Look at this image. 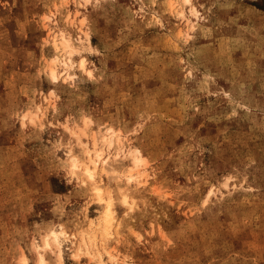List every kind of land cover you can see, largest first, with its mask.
<instances>
[{
  "label": "rangeland",
  "instance_id": "374dc122",
  "mask_svg": "<svg viewBox=\"0 0 264 264\" xmlns=\"http://www.w3.org/2000/svg\"><path fill=\"white\" fill-rule=\"evenodd\" d=\"M0 264H264V0H0Z\"/></svg>",
  "mask_w": 264,
  "mask_h": 264
},
{
  "label": "bare ground",
  "instance_id": "6f19581e",
  "mask_svg": "<svg viewBox=\"0 0 264 264\" xmlns=\"http://www.w3.org/2000/svg\"><path fill=\"white\" fill-rule=\"evenodd\" d=\"M67 41L68 40L66 39L65 42H64L66 44L65 46H67V43H68ZM62 63L67 65V61H65V60L62 61ZM54 70L51 69V74H52L53 77L55 75V73H54L55 71ZM99 142H101V145H99L97 147L98 141L96 140V137L93 138V145H92L93 146L92 147L93 150L92 149H87V155H89V159L88 160L86 159L87 160L86 163L84 161L83 162L81 161V162L77 163V161L75 159H73V162L71 161L72 162L71 163L72 167H78L79 165H82L83 166L82 171L84 170L85 174H87V176L90 177V178L94 177L95 168L100 163L102 164V168L105 169V171L106 170L109 171V169H107L104 166V164L106 163V159H105V157H102V156H103V149L106 148L107 145L110 146V144L112 143V139L111 138L108 139V137L106 135H102V137L99 140ZM90 153H93V154L90 155ZM74 161H76V162H74ZM141 161H142V157L139 156L138 154H134L133 166H130L129 168H127L125 170V173H124L125 179L128 182H130L133 179V177H134V175L132 173L134 167L138 166V164L141 163ZM95 174H96V172H95ZM93 179H95V178H93ZM94 189H96V191H97L96 193H99V190H100L99 185H96ZM123 195H124L123 196V201L126 204H129V201L127 200V196H128L127 190L123 191ZM98 199L101 200V197L99 196ZM98 219H99L98 222L95 224L96 229L99 230L104 236L105 235H110V226H111V222H112L113 217H112V212H111V209H110V200L109 199L106 200V205H105L104 209L102 210V212H101V214H100ZM85 231H86V229H85ZM65 235H66L65 231L53 229V230H51V232L49 234H47L44 237L43 244L44 245H48L50 240H51L53 243L56 244V246L58 247L59 255H61V253H62L61 246H62V243H63L65 237H66ZM95 235H96L95 233H90V231L81 233V236H80V240L81 241L80 242H81L82 245L85 246V249H87V252H88V246H89L88 242L94 240L95 237H96ZM81 244L79 245V247L77 249L78 251H81L82 248H83L81 246ZM40 260H42V259H40Z\"/></svg>",
  "mask_w": 264,
  "mask_h": 264
}]
</instances>
